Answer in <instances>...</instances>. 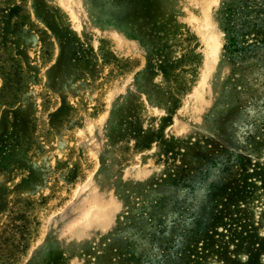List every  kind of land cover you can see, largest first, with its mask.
Here are the masks:
<instances>
[{"label":"rangeland","instance_id":"1","mask_svg":"<svg viewBox=\"0 0 264 264\" xmlns=\"http://www.w3.org/2000/svg\"><path fill=\"white\" fill-rule=\"evenodd\" d=\"M0 264H264V0H0Z\"/></svg>","mask_w":264,"mask_h":264}]
</instances>
